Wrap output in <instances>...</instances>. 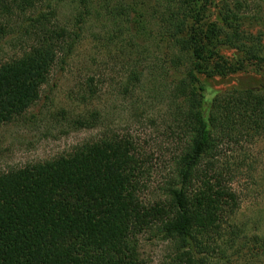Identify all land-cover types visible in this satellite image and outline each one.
I'll list each match as a JSON object with an SVG mask.
<instances>
[{"label": "trees", "instance_id": "16d2710c", "mask_svg": "<svg viewBox=\"0 0 264 264\" xmlns=\"http://www.w3.org/2000/svg\"><path fill=\"white\" fill-rule=\"evenodd\" d=\"M54 1L44 5L54 10ZM215 2L168 3L165 25L173 33L164 35L181 48L176 61L181 66L185 59L187 67L177 78L171 106L181 151L159 187V200L146 204L140 197L149 160L131 137L110 132L66 156L2 173L0 264H143L139 237L151 231L177 244L179 264H205L196 253L219 242L229 248L238 242L239 234L222 231L232 221L235 225L239 203L221 172L220 157L224 140L264 132V93L238 86L219 95L209 110L200 78L237 75L250 65L264 72V45L244 31L243 5L229 0L222 2L219 27L206 33L200 16ZM15 3L22 12L34 10L35 18L26 23L31 22L36 40L23 57L0 66V127L37 105L59 54L68 56L95 14L91 0H79L70 31L54 25L32 0ZM137 7L125 6L121 16L129 23ZM143 18L132 21V30L142 36L149 25ZM204 39L214 42L209 55ZM222 46L237 51L235 63L224 64L217 51ZM215 59V67H207ZM131 80L133 87L138 75Z\"/></svg>", "mask_w": 264, "mask_h": 264}, {"label": "rangeland", "instance_id": "374dc122", "mask_svg": "<svg viewBox=\"0 0 264 264\" xmlns=\"http://www.w3.org/2000/svg\"><path fill=\"white\" fill-rule=\"evenodd\" d=\"M15 1L0 0V66L23 57L35 45L31 22L26 23L35 18V12L29 7L22 12ZM32 1L54 25L73 31L79 0H55L51 11L44 5L49 0ZM91 1L94 19L68 56L59 54L40 101L23 117L0 127V174L66 156L110 132L131 137L141 156L149 160L150 170L144 179L147 188L140 197L146 204H155L161 195L159 187L174 168V156L181 151L173 134L171 106L177 78L187 67L185 59L181 66L176 61L181 48L173 47V41L164 35L173 33L171 25L167 29L165 25L169 0ZM222 2L216 0L201 14L206 33L219 27ZM229 2L243 5L244 31L257 36L264 45V0ZM135 4L138 7L130 12L128 23L121 13L125 6ZM136 15L144 16L149 24L144 36L132 30ZM204 43L209 55L214 42L204 39ZM217 51L225 65L239 58L237 51L228 47H218ZM218 61H211L207 67H215ZM254 67L226 77L202 76L206 108L211 110L219 95L238 86L264 93V72ZM136 75L138 80L132 87L131 79ZM220 167L239 203L235 225L232 221L222 231L240 237L232 248L219 242L221 246L214 244L196 257L205 264H264V132L224 140ZM139 244L143 264H179L177 244L158 232L141 235Z\"/></svg>", "mask_w": 264, "mask_h": 264}]
</instances>
